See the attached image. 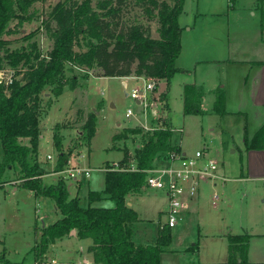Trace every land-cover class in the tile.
I'll return each instance as SVG.
<instances>
[{"label":"rangeland","instance_id":"rangeland-1","mask_svg":"<svg viewBox=\"0 0 264 264\" xmlns=\"http://www.w3.org/2000/svg\"><path fill=\"white\" fill-rule=\"evenodd\" d=\"M59 1L61 0H37L31 6L27 15L29 19L20 27L21 32L6 36L10 40H15L11 46L12 49L23 43L22 41L16 42V40H20L25 33L39 27L40 34L36 39L41 50L46 53L52 47L53 38L46 31L44 22L50 16L52 6ZM148 1L107 0L104 7H100L101 11H105L106 17L98 22L101 31H103V41L99 44V69L103 67L106 47L112 49L114 45L119 44L133 53L136 49L133 39L139 29L142 33L149 35L148 38L157 41L159 38L158 23L156 18L151 19V16L146 12ZM247 1L237 0L234 9L235 12L242 15L241 17H245L241 18L242 20L249 22L251 21L250 11L245 7ZM182 9L186 14L184 16L182 13L180 22L188 21V25L192 26L193 14L199 11L207 15L204 16L206 20L201 22L204 23L206 31H216L220 26L225 30V26H227V9L223 0H184ZM231 10L233 9H228L229 12ZM211 14H216V18H213L214 16ZM228 14L231 18L230 23L233 25L232 14ZM16 23L17 21H14V24ZM133 27L138 28L137 31L132 29ZM183 42L186 46L187 36L184 37ZM84 45L85 39H82L76 49L82 51L85 48ZM69 66H67L68 85L63 89L61 95L56 97L52 87L49 86L41 96L43 134L39 146V161L48 173L45 176V184L49 185L62 177L65 179L63 171L59 173L54 170L60 155L55 147L53 137L57 124L63 126L61 133L65 136L64 151L66 153L81 145L80 148L74 149L70 160L75 165L92 170V175L89 178L81 180L79 197L81 204L86 206L91 188L98 191H103L105 188L106 165L109 162L111 165L114 162L121 164V161L125 159L126 151L131 156L130 162L134 164L137 145L144 144L145 139L142 134H130L128 138L116 141L114 140L115 136L128 127L136 128L150 124V127L154 128L161 125L163 116H166L171 122L172 128H175L171 135L172 144L180 146L182 151L188 154L202 150L206 158L216 159L219 166L216 170L218 175L216 184L201 183L199 196L195 203L196 210L192 209L189 213L188 209L178 225L171 229L170 244L164 249L172 250V252L162 254V264H230L228 263L227 240L223 236V232H225L223 229L227 224L231 225L233 229L238 227L242 209L240 196L243 187H238V190H230V194L228 191V196L221 194L216 200L215 206L212 205L211 200L213 188L215 189L217 184V189L221 192L222 188H220L219 182L223 176L226 177V180H228L227 177L231 180L238 176L241 162L239 147L243 146L239 133L228 128L225 119L212 112L210 104L206 108L207 111L201 114L183 112V85L181 84L183 79H190L188 76H180L175 72L167 82L169 85L167 90L164 85L162 93L166 90L165 97L170 108L165 112V108L162 106L159 109L160 118L156 121L151 112L146 116L140 112L138 101L128 96V93L135 87L144 85L142 80H129V88L125 89L123 79L119 76L98 77L97 69L93 68L87 71V68H71ZM6 67L8 68L5 73L6 77H12L14 70L11 71L8 65ZM158 79L159 82L165 84L164 79L160 77ZM102 90L105 91L104 95L101 94ZM49 97H52L53 100L50 108H48ZM101 102L104 105L97 115V132L89 149L87 143L82 140L83 126L89 114L96 110ZM129 109H132L134 114L127 117ZM176 128H182V132ZM144 133L147 132L144 130ZM204 146L207 147L205 150ZM50 154H53V159H49ZM0 158H2L1 149ZM6 173L4 178H0V255L5 250L6 258L16 264L46 262L44 256L41 259L35 258L34 247L37 244L36 240L39 241L42 236L44 224L51 225L61 216L56 212L55 200L50 197H37L35 191L22 186L16 173L13 171ZM66 181L70 196H76L79 189L77 182L72 179ZM98 205L115 206V202L108 199L104 204ZM134 208L139 214V222L136 225L140 234H143L146 226L153 227L155 222L166 220L167 200L161 193L156 196L153 194L138 196L134 201ZM87 243L88 240L76 238L53 242L47 252L48 258H56L61 264H77L78 257L85 258L79 253V250H86ZM194 245L197 246L195 253L188 249ZM90 264L97 263L92 261ZM236 264L249 263L237 262Z\"/></svg>","mask_w":264,"mask_h":264},{"label":"trees","instance_id":"trees-1","mask_svg":"<svg viewBox=\"0 0 264 264\" xmlns=\"http://www.w3.org/2000/svg\"><path fill=\"white\" fill-rule=\"evenodd\" d=\"M37 0H0V71L14 70L12 82L7 79L0 81V178L7 171H13L21 180L22 186L35 191L36 195L53 198L61 217L43 228L40 240L34 247L37 259H41L49 250L50 244L56 239L77 230L81 239L91 238L93 253L97 264H161L160 253L170 244L171 228L164 225L160 228L156 244L137 246L133 235L132 224L139 222V214L128 204L127 197L145 188L148 172L162 154L176 147L171 144L172 130L162 119L161 125L154 131L144 133L141 127H128L115 136L114 140L128 138L130 134H142L144 144L137 145V156L134 164L126 151L121 161L124 168L112 169L107 165L105 189L103 192L91 190L88 204H81L79 196H70L67 181L62 177L56 182L45 184L48 174L39 161V146L42 139L41 96L52 87L53 94L59 97L68 85V67L97 69V76L117 77L143 75L164 79L165 86L170 77L180 69L175 60L181 52V28L179 14L184 0H149L146 12L158 23L157 41L139 29L134 36L136 49L131 53L126 48L114 45L107 48L102 68L98 66L99 44L103 41V31L99 20L106 17L100 7L107 0H61L54 4L50 16L44 22L46 31L53 38V45L46 53L41 50L37 41L40 27L25 33L20 40L21 46L12 49L15 40L12 36L21 32V26L28 21L31 6ZM115 1V0H109ZM14 21H17L14 24ZM148 31V30H147ZM150 33V31H149ZM85 39V48L76 49L81 40ZM8 82V83H7ZM213 109L223 114L225 109V92L222 88L216 91ZM166 90L161 94L164 108H167ZM201 88L185 84L183 91V112L186 114L200 113ZM48 99V108L53 104ZM104 103L91 112L84 123L82 140L91 147L97 132L98 114ZM63 126L57 124L53 134L59 158L54 170L62 172L68 164L74 149L64 151L65 136ZM246 135V134H245ZM247 150H264V124L249 140L245 136ZM134 167V169H132ZM108 195L115 202L114 207L94 205L103 195ZM228 263H248L247 250L249 235H229ZM0 263L16 264L6 258L5 250L0 255ZM25 264V262H20Z\"/></svg>","mask_w":264,"mask_h":264},{"label":"crops","instance_id":"crops-1","mask_svg":"<svg viewBox=\"0 0 264 264\" xmlns=\"http://www.w3.org/2000/svg\"><path fill=\"white\" fill-rule=\"evenodd\" d=\"M231 2L233 5L229 7L228 0H223L227 9V26H225V30L220 26L216 31H206V29H204V23L201 22L206 20L204 16L207 15L199 11L193 14L192 26L191 24L188 25V21L180 22L182 13H184V16L186 14L182 9L181 14L178 15L179 26L181 28V52L175 60V66L180 70L176 72V74H180V76L185 75L190 78L182 80V102L185 84H192L201 88V98L199 101L201 112L196 114L204 113L207 111V106L209 104L212 105V112L225 119L227 127L234 129L236 133H239L242 139L243 146L242 148L239 147L241 162L238 176L231 178V180H229L228 177V180H226V177L223 176L225 179L219 182L222 190L221 192L220 190L218 191V184L215 186V189L213 188V193H217V197L212 198L211 203L215 206L216 200L221 194L228 196V191L230 194V190H238V187H243L240 196L242 199H240L242 209L238 220V227L233 229L231 225H225L223 236H225V240H227L229 235L248 234V263L264 264V150H247L245 145V136L248 135L250 140L254 136L255 131L264 124V0H248L245 3V7L250 11L249 18L251 21L249 22L247 20H242L241 18L244 19L245 17H241L242 15L239 12H235L236 10L234 7L236 8L237 0H231ZM228 9L233 10L229 12ZM228 13L232 14L234 19L233 25L230 23L231 18ZM216 14L211 15L214 16L213 18H216ZM219 14L221 15V13ZM220 22H222V20H220ZM185 36L188 37L186 46L183 42ZM119 77H121L124 82L126 77ZM168 86L169 85L166 84V90ZM219 87L225 92L226 112L223 114H217L213 109L216 99L215 91ZM166 103L167 108L165 112L170 108L167 98ZM163 117V119L166 120V124L174 131L175 128H172L171 122H169L166 116ZM176 129L182 130V128ZM172 145L182 151L180 146ZM108 164H110V162ZM107 169L106 165L105 182ZM76 182L79 188L76 196H79L82 181ZM91 190L94 189L91 188ZM160 193L165 196L162 191L143 188L138 193L131 194L127 197L128 204L134 207V201L138 196H144L146 194H153L156 196ZM36 196L42 197L43 195ZM198 196L192 200L189 213L192 209L193 211L196 210L195 203L197 202ZM108 199L111 200L108 195L104 194L102 199L96 201L94 205L99 206L98 204H104L105 200ZM56 212L58 215H61L57 207ZM60 217L61 216L57 219ZM163 222V220L155 222L156 224H153V227L146 226L143 234L139 233L136 223H133L131 225L133 228L132 238L136 245L156 244L158 232ZM47 226L49 225L44 224V227ZM70 238L81 239L78 236L77 230H73L70 234L58 238L54 242H63ZM81 240H88V247L86 250H79V253L84 255L85 258L78 257L79 260L77 264H90L92 261L95 262L93 253L90 251L93 240L91 238ZM36 242L38 241L36 240ZM228 245L229 240H227V256ZM188 249L192 250L194 253L197 252L196 245L188 247ZM164 252H172V250L164 249V251L160 253V259ZM173 252L175 251L173 250ZM44 259L46 262L52 261L53 259L57 260L56 258H48V253L44 255ZM56 264L61 263L57 260Z\"/></svg>","mask_w":264,"mask_h":264},{"label":"built area","instance_id":"built-area-1","mask_svg":"<svg viewBox=\"0 0 264 264\" xmlns=\"http://www.w3.org/2000/svg\"><path fill=\"white\" fill-rule=\"evenodd\" d=\"M233 4L228 0V6ZM84 69V68H83ZM89 69H87L88 71ZM92 73V72H91ZM124 86L125 89L129 88L128 80L140 79L144 82L142 87H135L128 96L133 100H137L139 104V111L144 113H152L156 121L159 116V109L164 106L161 94L162 83L159 82L158 77L152 76H125ZM7 79L9 83L12 82V77H6L4 71H0V81ZM7 82V83H8ZM105 91L102 90L101 94L104 95ZM134 114L132 109H129L126 116L130 117ZM146 132L154 131L150 124L141 126ZM179 131H182L178 129ZM207 147L204 146V150ZM204 151L198 150L192 154L184 153L179 148L169 150L166 154H162L152 169L149 170L145 183V188L151 190H159L165 194L167 200V210L165 212L166 220L162 223L169 228H173L179 221L182 220L184 213L190 208V204L195 199L199 192V185L201 183H210L215 185L218 179L217 167L219 162L216 159H208L205 157ZM53 154L49 155V159H53ZM112 169L124 168L120 163L114 162L111 165ZM134 169V167L132 168ZM65 179H72L81 181L86 177H90L92 170L87 167L75 165L71 160L63 170ZM225 178H221L220 182ZM217 197V193H213V198ZM48 262H38L37 264H56L57 260L53 259Z\"/></svg>","mask_w":264,"mask_h":264},{"label":"water","instance_id":"water-1","mask_svg":"<svg viewBox=\"0 0 264 264\" xmlns=\"http://www.w3.org/2000/svg\"><path fill=\"white\" fill-rule=\"evenodd\" d=\"M164 85H165V84L163 83V84H162V89H164V88H165V86H164ZM129 205H130V204H129Z\"/></svg>","mask_w":264,"mask_h":264}]
</instances>
